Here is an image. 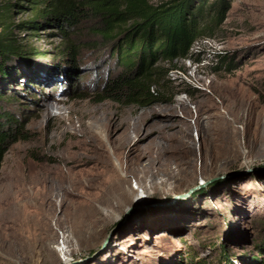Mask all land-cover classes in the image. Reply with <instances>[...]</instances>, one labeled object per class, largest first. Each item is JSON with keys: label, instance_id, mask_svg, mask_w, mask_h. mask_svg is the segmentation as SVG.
<instances>
[{"label": "rangeland", "instance_id": "374dc122", "mask_svg": "<svg viewBox=\"0 0 264 264\" xmlns=\"http://www.w3.org/2000/svg\"><path fill=\"white\" fill-rule=\"evenodd\" d=\"M9 2L29 58L0 78L1 96L15 99L0 107L23 124L0 167V264L89 256L137 200L147 206L78 264H219L220 251L246 264L264 236V0L231 1L189 59L157 62L156 99L135 104L98 98L122 68L86 23L70 60L57 30L21 26L33 15L27 1L0 0V10Z\"/></svg>", "mask_w": 264, "mask_h": 264}, {"label": "trees", "instance_id": "16d2710c", "mask_svg": "<svg viewBox=\"0 0 264 264\" xmlns=\"http://www.w3.org/2000/svg\"><path fill=\"white\" fill-rule=\"evenodd\" d=\"M24 1L30 4L33 15L21 26L30 31L45 27L57 30L70 60L79 54V41L74 40L77 28L86 23L88 32L106 45L109 60L114 59L122 68L121 72L105 78L98 98L135 104L156 99L150 88L161 72L157 62L189 59L193 43L224 20L233 0H214L208 6L204 0H170L156 5L148 0ZM5 5L0 10L2 79L15 76L19 64L28 66L29 58L12 35V29L17 27L11 22V8L15 5L10 2ZM215 57L227 71L234 69L226 54ZM13 100L0 94V103ZM21 137L23 124L19 118L0 107V167L10 146ZM223 256L231 255L220 251L219 264H227ZM241 260L246 264H264V236L256 239L253 251ZM191 264L209 263L196 260Z\"/></svg>", "mask_w": 264, "mask_h": 264}, {"label": "water", "instance_id": "95a60500", "mask_svg": "<svg viewBox=\"0 0 264 264\" xmlns=\"http://www.w3.org/2000/svg\"><path fill=\"white\" fill-rule=\"evenodd\" d=\"M233 175L235 174H231V175H224V176H219V177H216V178H212L208 181H206V184L207 183H219V182H223L225 181V179L229 178V177H232ZM203 185L202 184H198V185H195L194 187L190 188L187 193H190L192 191H195V190H199ZM147 204H145L144 202H139L138 200L135 201L132 205L128 206L123 214L121 215V218L119 219V221L113 225V227H111L107 232L106 234L104 235V237L101 239L98 247L96 249H94L89 256H86L82 259H77V260H74V261H70L68 262L66 259H61V262L59 264H78V263H81L83 261H90L92 259H94L95 257H97L99 254H101L105 247L107 246L108 242L111 240V238L113 237L114 235V231L115 229L121 225L124 221L127 220V218L132 214V213H135L136 211L146 207Z\"/></svg>", "mask_w": 264, "mask_h": 264}]
</instances>
